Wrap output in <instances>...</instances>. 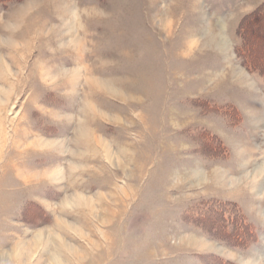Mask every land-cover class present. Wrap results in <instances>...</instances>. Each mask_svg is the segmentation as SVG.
<instances>
[{
	"label": "rangeland",
	"instance_id": "374dc122",
	"mask_svg": "<svg viewBox=\"0 0 264 264\" xmlns=\"http://www.w3.org/2000/svg\"><path fill=\"white\" fill-rule=\"evenodd\" d=\"M262 1L0 3V264H264Z\"/></svg>",
	"mask_w": 264,
	"mask_h": 264
},
{
	"label": "trees",
	"instance_id": "16d2710c",
	"mask_svg": "<svg viewBox=\"0 0 264 264\" xmlns=\"http://www.w3.org/2000/svg\"><path fill=\"white\" fill-rule=\"evenodd\" d=\"M21 0H0V3ZM236 35L239 40L235 47V53L240 58L243 66L251 73H257L264 79V64L258 58L264 51V0L249 13L244 14L238 24ZM260 40V41H259ZM223 146V144H221ZM233 204H236L232 202ZM234 220L226 219V223ZM234 229L224 231V237L230 239L233 246L238 248H249L257 241V231L254 224L242 212L236 217ZM243 234V235H242ZM244 237V238H243ZM228 260L224 259V263ZM231 263V261H229ZM233 264V263H231Z\"/></svg>",
	"mask_w": 264,
	"mask_h": 264
},
{
	"label": "crops",
	"instance_id": "0c3cea01",
	"mask_svg": "<svg viewBox=\"0 0 264 264\" xmlns=\"http://www.w3.org/2000/svg\"><path fill=\"white\" fill-rule=\"evenodd\" d=\"M253 9H254V8H253ZM253 9H244V11H243L242 14H246V13L252 11ZM231 12H232V15H233V16L231 17L232 20L230 19L231 21H228V23H226V22H225L224 24L221 23L222 25H225L224 30L227 29L226 27H227V24H229V22H230V25H233V24L235 23V19L238 17V15H240V12H241V11H238V12H237V10H235V11L232 10ZM227 30H228V29H227ZM250 94H251V93H248V94H246V95H249V96H250Z\"/></svg>",
	"mask_w": 264,
	"mask_h": 264
},
{
	"label": "bare ground",
	"instance_id": "6f19581e",
	"mask_svg": "<svg viewBox=\"0 0 264 264\" xmlns=\"http://www.w3.org/2000/svg\"><path fill=\"white\" fill-rule=\"evenodd\" d=\"M73 32V31H72ZM79 35V34H78ZM83 41V40H82ZM82 43V42H81ZM81 46V45H80ZM1 131V130H0ZM37 238V237H36ZM36 241H39V240H36ZM29 247V246H26V248ZM32 248V247H31ZM34 248V247H33ZM30 249V248H29ZM12 257V256H11Z\"/></svg>",
	"mask_w": 264,
	"mask_h": 264
}]
</instances>
